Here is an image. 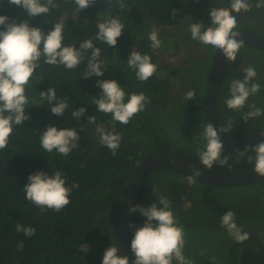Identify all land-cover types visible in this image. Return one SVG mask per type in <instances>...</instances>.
Segmentation results:
<instances>
[{
  "label": "trees",
  "instance_id": "1",
  "mask_svg": "<svg viewBox=\"0 0 264 264\" xmlns=\"http://www.w3.org/2000/svg\"><path fill=\"white\" fill-rule=\"evenodd\" d=\"M250 1L258 3V0ZM230 2L94 0L81 11L75 0H54L48 14L31 17L23 8L0 0V15L7 16L10 22L27 20L45 33L51 31L54 24L61 23L64 25L63 43L77 48L81 41L91 39L94 47L101 50L99 61L105 69L102 77L84 78L92 50L73 70L63 65H49L42 56L39 67L25 86L29 98L26 113L30 119L13 126L8 146L0 150V264H102L106 249L112 244L117 246L120 215L137 165L154 152L182 155L201 168L219 174L254 168L255 153L250 146H224L221 159L228 157V163L217 162L212 168L204 166L198 156V150H203L205 143L200 134L209 123L206 104L218 49L193 40L189 20L202 21L206 30L212 25L211 8H228ZM251 5L253 10L256 5ZM113 17H118L124 25L116 48L97 38V24ZM154 29L161 42L158 48H153L149 39ZM236 29H247L264 37L262 25L254 26L240 18ZM182 35L187 45L197 42L204 53L196 56L191 49L179 62ZM240 41L243 43L236 61L230 62L225 57L217 95L218 128L233 122L232 131L221 133L229 140L249 131H264V115L247 123L243 119L251 110L250 105L264 109V46ZM132 51L149 55L157 65L148 80H139L136 70L129 67ZM167 57L172 61H167ZM249 66L257 72L250 83H259L260 91L249 97L244 108L229 109L225 101L230 96L231 82L243 80L242 69ZM101 79L118 81L125 90V102L132 93L143 92L148 98L145 109L128 124L113 121L112 114L97 111L94 101L102 94L97 86V80ZM51 87L57 92V100L50 103L40 93ZM190 91L194 92V99L188 100L186 93ZM61 99H66L69 107L63 116H56L51 107ZM80 107H86L87 111L77 119L72 113ZM94 115L96 122L90 125L88 118ZM49 125L75 128L79 133L78 146L69 155L56 150L49 153L42 148V131ZM97 125H103L106 131L115 129L122 135L115 155L99 143ZM241 152L245 155L241 156ZM249 157H253V162H249ZM37 171L49 175L60 171L67 178L66 187L72 188V192L70 203L61 211L48 208L41 211L26 199L23 188L29 175ZM189 175L169 164L153 166L145 178L138 204L148 207L161 196L170 202L183 229V254L192 264H264V235H261L264 177L228 185L194 177L195 182L189 185ZM74 184L78 187H73ZM158 207L163 205L158 204ZM230 210L236 215L237 225L248 233V239L243 242H237L221 227L220 218ZM146 220L147 217L137 211L132 223L140 227ZM17 224L34 228L35 234L27 236L17 231ZM133 235L131 228L129 248ZM130 253L135 259L131 248ZM173 264L178 262L174 260Z\"/></svg>",
  "mask_w": 264,
  "mask_h": 264
},
{
  "label": "clouds",
  "instance_id": "2",
  "mask_svg": "<svg viewBox=\"0 0 264 264\" xmlns=\"http://www.w3.org/2000/svg\"><path fill=\"white\" fill-rule=\"evenodd\" d=\"M8 3L23 8L31 17H37L48 14L54 0H46V2L8 0ZM93 3L94 0H75V4L81 11ZM121 7H123L122 3ZM251 7L250 0H231L228 8L212 7L210 11L212 25L206 30L202 21L189 20L191 38L203 45H211L219 49L228 61L235 62L243 42L238 39L240 33L235 31L237 18L233 13L248 12ZM256 7H264V0H258ZM97 27L99 29L97 38L110 47L116 48L118 37L124 32V25L120 19L113 17L106 22L98 23ZM64 39V25L61 23L54 24L53 29L45 33L41 27L31 26L27 20L19 23L10 22L7 16L0 15V150L8 146L13 126L30 119L26 113L29 98L26 95L25 86L39 67L42 56L44 62L49 65H63L73 70L81 65L87 52L92 50L91 56L88 57L84 78L104 75L105 69L99 61L101 50L94 47L91 39L81 41L79 48L75 45H65ZM149 39L152 41L153 48L160 46L161 42L155 29L149 35ZM128 65L136 70L137 78L141 81L148 80L157 70V65L152 63L149 55H142L136 51L131 52ZM242 70L245 73L244 79L231 82L230 96L225 101L229 109L244 108L249 97L260 91L259 83H250L257 76L255 68L249 66ZM97 86L102 89L101 96L94 101L97 111L112 114L113 121L121 124H128L135 115L145 109L148 103V98L143 92L132 93L125 102V90L116 80H97ZM40 95L50 103L57 100V92L52 87L41 92ZM186 98L194 99V92L186 93ZM68 107L67 100L61 99L51 107V112L56 116H63ZM249 107L251 110L243 117L246 123L249 119L264 115V109L257 108L254 104ZM86 111V107H80L72 115L80 119ZM95 122V115L88 118L90 125ZM232 130V121H229L227 126H220L218 130L212 123L204 127L200 134L205 142L204 149L198 150V156L204 166L212 168L217 162L220 165L228 163V157L221 159L224 149L221 133ZM95 131L98 134L99 143L115 155L120 147L122 135L115 129L106 131L103 125H97ZM261 135L264 136V133ZM79 139V133L75 128L49 125L42 131L40 142L45 151L50 153L56 150L67 156L78 146ZM250 148L255 153L254 171L264 177V140ZM240 155L243 156L245 153L241 152ZM248 159L250 163L253 162V157ZM199 175L200 173L194 170V173L187 177L188 184H193L194 177ZM66 181L67 178L60 171H55L54 175L37 171L29 175L28 183L23 191L26 199L38 206L41 211L48 208L59 212L70 203L72 188L66 187ZM73 187L78 185L74 184ZM153 191L155 192L154 187ZM158 204H162L163 207H158ZM129 211L130 213L139 211L147 217L143 226L137 227L135 223L130 224V228L134 229L130 245L131 252L135 256L134 264H173L174 260L178 264H192L183 254L185 245L183 229L178 225L170 202L165 197H159L157 203L148 207L137 204ZM220 221L221 227L226 228L229 235L237 242L248 239V233L237 225L236 215L232 210L224 214ZM16 229L27 236H33L36 231L32 227L21 224H17ZM129 260V256L119 255L117 246L112 244L106 249L102 264H129Z\"/></svg>",
  "mask_w": 264,
  "mask_h": 264
},
{
  "label": "water",
  "instance_id": "3",
  "mask_svg": "<svg viewBox=\"0 0 264 264\" xmlns=\"http://www.w3.org/2000/svg\"><path fill=\"white\" fill-rule=\"evenodd\" d=\"M235 31L240 33L238 39L243 40L255 46H264L263 36L255 34L246 29H235ZM224 63H225V56L223 52L218 49L213 67V73L211 77L209 96L206 104L208 111V122L212 123L217 128V130H218L217 95H218L219 84L221 82L222 74L224 71ZM261 133H264V131L253 130L244 133L233 140L226 139L221 134V141L224 144V146L232 147V148L255 146L261 140H264V136H262ZM160 163L172 165L186 173H189L190 175L194 173V170H197L200 173V175L195 177L213 184H221V185L239 184V183L260 180L263 178L259 176V174L255 173L254 168L246 171L228 173V174L213 173L201 168L200 166L196 165L195 163L185 158L184 156L169 151L154 152L148 155L147 157L142 159L137 165V169L131 179L129 191L126 196L125 204L121 211L119 225H118V237H117L118 252L119 255L121 256L130 257L129 264H134L135 261V259L130 253V248H129L130 234H131L130 224H132L133 222L134 213H130L129 210L130 208L138 204L139 198L141 196L144 187L145 178L149 170L153 166Z\"/></svg>",
  "mask_w": 264,
  "mask_h": 264
},
{
  "label": "flooded vegetation",
  "instance_id": "4",
  "mask_svg": "<svg viewBox=\"0 0 264 264\" xmlns=\"http://www.w3.org/2000/svg\"><path fill=\"white\" fill-rule=\"evenodd\" d=\"M251 4H257L255 3L254 1L251 2ZM228 6L230 7V4H228ZM256 8V10H255ZM255 8L253 10H250L248 12H243L241 11V13L237 14V19L240 18L242 20H245L247 21L248 23L254 25V26H263L264 27V8H257L255 6ZM247 30V29H246ZM250 31V30H248ZM252 32V31H251ZM180 41H181V46H180V49L178 50L179 51V62L180 61H183L185 59L186 56H188L190 54V50L191 49H194L195 50V55L196 56H199L200 54L204 53V50L198 46V44H196L197 42L195 43H190L187 45V41L184 39L183 35L180 36ZM194 42V41H192ZM248 57V55H246ZM177 56H175V59H176ZM167 61H172L171 58H168L167 57ZM264 76V75H263ZM264 228L261 232V235H264Z\"/></svg>",
  "mask_w": 264,
  "mask_h": 264
},
{
  "label": "rangeland",
  "instance_id": "5",
  "mask_svg": "<svg viewBox=\"0 0 264 264\" xmlns=\"http://www.w3.org/2000/svg\"><path fill=\"white\" fill-rule=\"evenodd\" d=\"M199 213H202L203 211L202 210H198Z\"/></svg>",
  "mask_w": 264,
  "mask_h": 264
}]
</instances>
